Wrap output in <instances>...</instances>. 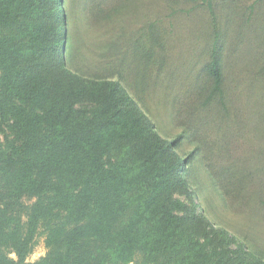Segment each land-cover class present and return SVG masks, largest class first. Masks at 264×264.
Instances as JSON below:
<instances>
[{"label":"trees","instance_id":"obj_1","mask_svg":"<svg viewBox=\"0 0 264 264\" xmlns=\"http://www.w3.org/2000/svg\"><path fill=\"white\" fill-rule=\"evenodd\" d=\"M67 29L64 0H0V264H264L175 197L194 196L175 144L119 81L68 68ZM214 38L208 101L223 105Z\"/></svg>","mask_w":264,"mask_h":264},{"label":"rangeland","instance_id":"obj_2","mask_svg":"<svg viewBox=\"0 0 264 264\" xmlns=\"http://www.w3.org/2000/svg\"><path fill=\"white\" fill-rule=\"evenodd\" d=\"M64 7L68 68L119 81L186 162L193 200L175 197L235 239L230 249L242 245L264 259V0H64ZM218 33L223 105L208 101ZM7 133L0 122V149ZM46 254L41 231L28 261Z\"/></svg>","mask_w":264,"mask_h":264}]
</instances>
